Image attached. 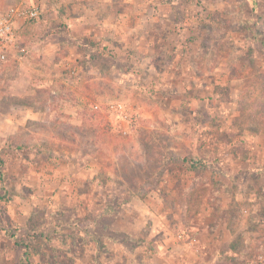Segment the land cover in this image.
<instances>
[{
    "label": "rangeland",
    "instance_id": "374dc122",
    "mask_svg": "<svg viewBox=\"0 0 264 264\" xmlns=\"http://www.w3.org/2000/svg\"><path fill=\"white\" fill-rule=\"evenodd\" d=\"M92 3L130 15L122 38L110 27L70 38L52 13L21 29L0 68L2 227L15 239L43 232L30 240L34 264H264V133L237 119L258 82L230 77L234 64L264 70V0ZM17 69L31 71L16 84L26 97L9 92ZM105 100L124 101L131 119L93 108ZM238 235L247 260L228 249ZM193 237L206 247L185 249ZM24 251L0 229V264Z\"/></svg>",
    "mask_w": 264,
    "mask_h": 264
},
{
    "label": "crops",
    "instance_id": "0c3cea01",
    "mask_svg": "<svg viewBox=\"0 0 264 264\" xmlns=\"http://www.w3.org/2000/svg\"><path fill=\"white\" fill-rule=\"evenodd\" d=\"M95 1H97V0H95ZM25 2L28 3V5L37 4L42 9V16H41L42 19L39 18L38 20H35V23H37L39 25L44 23L45 26H47L48 24H51L52 21H50V19H48V18H49V15L53 13L54 15L58 16V17L56 16L58 21H65L66 22L67 26L69 27L68 28V30H69L68 37H70V38L80 39V38H83V36L104 38L105 35H102L100 31L103 30L104 28H107V27H110L109 33L107 36L108 38H110V39L111 38H117L118 36L122 38L124 36L123 34L120 33L122 27H118L117 22L121 21L122 16H124L126 14L123 12H115L114 13L110 6L109 7H101L100 6V8H99V4L92 3L93 0H0V13L6 11L12 5H15L17 3H24L25 4ZM37 2H39V4ZM102 12L104 13V15L102 16V17H104V19L98 20L99 15ZM89 13L91 14V16L94 15L93 18L90 16L92 19L88 18ZM95 16H97V17H95ZM126 17H127V15H126ZM127 18L129 19L130 15ZM139 18H140V20H143V12L140 10L137 11V13L135 15V19H139ZM27 26H29V22H26L23 24V26H22V32L23 33H24ZM127 29L129 31H132V32L136 31V35H135L136 40L140 39V41L142 42L143 37H140L139 36L140 34L139 35L137 34V32L139 31V29L137 27L131 28V26H128ZM142 33H144L145 36L149 35V33H146L144 30H142ZM151 35H153V34H151ZM51 36H52V33L49 34L48 37L50 38ZM49 38H47L45 40L46 45L44 46V49L46 50L47 53L56 49V46L54 44L52 45V42L50 41ZM113 43L115 44V42H113ZM20 48H21V46H20ZM20 48H19V50H20ZM25 55L26 54H24L22 57H20V59H22V58L24 59ZM68 66H69V64H68ZM68 68L70 69L71 67H68ZM29 70L28 71H24V70L18 71V69L16 70L17 74L11 80L12 83H11L10 88H9V92L12 96L26 97L29 94H31V92H30L31 89L28 87L24 91L16 90V84L21 79H26L28 84L31 82V77L27 75L28 73L31 72ZM24 72H28V73L25 74ZM172 77H173L172 74L170 76H168V78H172ZM2 98H3L2 100H5L3 96H2ZM29 113L30 114L28 116L37 117L39 114V111L35 110V109H30ZM94 173L95 172H93L92 174H94ZM87 176H91V175L89 173H87ZM90 179L92 181H95V176L92 175V177ZM178 235H179V237L181 236L180 233ZM184 244L186 245L185 249L188 248L189 251H191V252H195V250H202L204 247H206V245L204 243H202L200 241V239H198V237H193V238L189 239V242L184 241ZM228 249L230 250L231 248L229 247ZM172 251H174V250H172ZM170 252H171V250H170ZM160 257L162 259V262L164 264H166V261H168V259L164 258L163 256H160ZM182 262L184 263L185 260ZM19 263H20V255L19 254L17 255V262L12 261L11 263H9V261L6 258L4 259V264H19Z\"/></svg>",
    "mask_w": 264,
    "mask_h": 264
},
{
    "label": "trees",
    "instance_id": "16d2710c",
    "mask_svg": "<svg viewBox=\"0 0 264 264\" xmlns=\"http://www.w3.org/2000/svg\"><path fill=\"white\" fill-rule=\"evenodd\" d=\"M192 67L198 72L201 70V69L199 70L198 64L195 63V61L192 62ZM252 69H254L253 66H249L246 69H240L239 66L234 64L230 70L231 78H242L245 82H247L246 80L248 79V77L252 74H255V77L257 78V82H258L257 88L259 90V95H254V100L252 102L250 100H252L253 98L251 96H248V92L245 90L251 85L249 86V84L246 83L243 89V92L241 93L240 98L237 103V111L239 112L237 119L239 121H242L244 125L247 124L248 125L247 128H251L254 131V133H264V70L257 69L253 71ZM206 70L207 71L209 70L211 72L213 68H209ZM250 71H252V73ZM259 97H261V100L257 99ZM197 162H199L200 165L204 167V164H205L204 161H197ZM3 165H4V160L1 157V153H0V181L1 183L5 181V177H6V173L3 169ZM10 200H11V197L7 195L6 191L4 194L0 195V204L2 202H8ZM0 213L4 214L5 216L7 215L5 212H3V210H0ZM0 229L5 231L6 234H8L11 238L14 239V244H16L19 247L25 248V251L23 252L22 257H21L20 264H34L33 261L31 260L33 253L31 251L30 240L31 238L39 239L40 237L44 235L43 232L38 231L36 233V231L27 230L26 234L25 233L22 234V236L24 237L20 239H15L17 238L18 234L9 230L6 227H2L1 222H0ZM23 238H26L28 240H25ZM239 239H240V235H238L235 238L230 248L236 254H239L240 258L243 257L245 260H247L248 253H246L245 255L243 253L244 250H240L239 246L237 247V242L239 241ZM22 260L24 261L22 262Z\"/></svg>",
    "mask_w": 264,
    "mask_h": 264
},
{
    "label": "built area",
    "instance_id": "2783aa9c",
    "mask_svg": "<svg viewBox=\"0 0 264 264\" xmlns=\"http://www.w3.org/2000/svg\"><path fill=\"white\" fill-rule=\"evenodd\" d=\"M41 10V7L37 4L26 5L17 3L0 13V68L7 64L20 48L23 24L38 20ZM93 108L104 110L109 114H115V117L127 122L132 117L128 105L120 100L95 102ZM122 132L127 133V129L123 128Z\"/></svg>",
    "mask_w": 264,
    "mask_h": 264
}]
</instances>
